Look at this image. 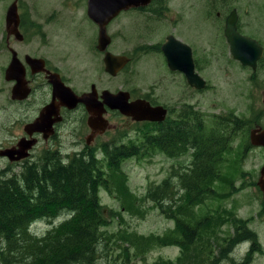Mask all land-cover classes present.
Segmentation results:
<instances>
[{
    "label": "rangeland",
    "instance_id": "1",
    "mask_svg": "<svg viewBox=\"0 0 264 264\" xmlns=\"http://www.w3.org/2000/svg\"><path fill=\"white\" fill-rule=\"evenodd\" d=\"M9 1L0 0V20L6 14ZM23 1L31 5V11L35 14L34 19L41 24L44 34L30 33L31 36H35L30 43H15V46L22 52L29 51L46 54L58 63L61 67L60 69L66 73L68 78L78 88L85 87L92 81L99 83L100 86H108L111 90H116L120 87L145 85L144 82L133 81L131 76L126 74L114 77L104 73V76H102L97 55L90 50L87 37L84 40L88 45L84 43L83 39L77 38L78 32L74 26L75 23L86 21V13H84L82 6L83 0H73L74 5L71 6L69 2L72 0ZM240 8H245V6L240 5ZM196 14L197 11H191L190 13L187 30L191 29V31H187L190 33V36L186 34V37L195 43L197 56L200 63H202L200 69L208 79L210 86L200 93L191 89L192 96L190 102L207 114V123H211L212 119L209 115L214 113H227L230 110H235L241 116H250L252 110H261V95L264 91V67L259 70L256 78L252 80L251 71L232 60H228L226 54L220 56L219 62L211 61V63L207 64L202 62L204 46H208L207 41L212 29L206 23L201 24ZM120 24V19H117L113 23L111 31L118 33ZM201 25L204 26L201 27ZM152 30L150 29V31ZM121 49L119 40L116 38L111 50L119 52ZM210 51L207 47L206 52ZM211 58L214 59L215 56L213 55ZM224 67L227 68L225 71L223 70ZM150 68L153 69L154 65H150ZM145 77L149 86H156L155 84L158 80H155V74L149 70ZM164 86L166 85H162L161 88H155L156 97L161 95L158 98L161 101L169 104L175 103L172 98V90L166 91L163 89ZM81 116L82 111L78 109L73 112L72 118L74 121L67 123L61 140L62 144L60 145L62 151L72 152L74 149L79 150L83 148L84 139L81 140L83 143L76 144L77 139L75 138L78 133L84 131ZM114 118H117L116 121L118 122L122 121L117 115H114ZM122 122L121 128L118 126L115 130L110 131L108 135L100 137L95 141V145H100L103 141H110L120 131H123L125 122ZM2 123H6L7 127L4 124L3 129L0 127V132L12 129L7 116L0 117V125ZM135 127L136 125L130 126V132L122 138V142H129L131 138L138 141V132ZM78 128L81 131L75 133L74 130ZM3 137L0 135V140ZM247 138L248 133L246 132V128L236 134L232 141V148L227 152L224 164L221 166L226 176L229 174L233 177V182L223 184L222 187L219 184L216 186L221 192L231 191L233 185L238 188L226 196V198L230 197V199L224 200L222 204L227 207L232 206L233 210L242 217L252 216L251 227L256 231L257 237L264 240V214L259 215V211L264 207L263 199L255 184H252L258 180L259 169L264 162V150L261 147H253L245 151V145L249 146ZM101 154L102 152L99 150L98 156L103 157ZM106 161L103 160V165L109 171ZM187 161L186 156L173 159L159 152L142 158H128L123 160L120 165H122L125 173L123 177L127 178L132 191L142 198L146 194L149 185L160 183L165 177L172 174L174 168L179 172L182 169L181 166L186 164ZM0 169L5 170V174H9L7 176H10L13 173H20L22 168L20 165H10L6 160H0ZM109 179L114 187L118 186V183L115 184L117 182V174L110 175ZM100 194L106 215L111 220L105 228L106 233L99 249L100 257L96 264H146L145 261L147 263L153 262L160 257L168 259L176 258L180 254V246L170 244L150 248L146 252L145 259L133 253L127 258L122 248L123 242L118 238L122 230H134L145 234L164 233L165 235L166 232L175 227V220L170 217L169 209H167L166 213H163L156 201L150 198L141 201L136 207L139 210H135L132 213L124 210L121 207V201L107 189L100 190ZM168 200L171 201L172 199L168 198ZM31 203L34 204V202ZM219 203V201H215L210 204V207L216 208L219 206ZM112 210H122V214L113 216ZM114 214L116 215L117 213ZM67 216V213H63L55 222L59 223ZM50 227L47 220H42L35 222L31 229L37 234H42ZM225 228H228V226L225 225L220 231L225 232ZM222 264H231L230 258H227ZM250 264H264V257L257 256L256 260H252Z\"/></svg>",
    "mask_w": 264,
    "mask_h": 264
},
{
    "label": "trees",
    "instance_id": "2",
    "mask_svg": "<svg viewBox=\"0 0 264 264\" xmlns=\"http://www.w3.org/2000/svg\"><path fill=\"white\" fill-rule=\"evenodd\" d=\"M187 126L177 125V128L185 127L184 131L188 133L193 126ZM228 138L222 137L220 150L227 147ZM166 139L172 145L178 144L180 140L176 141L169 135ZM207 141H201L195 154L202 161L208 160V157L218 158V150L212 155L207 154L210 150H206L202 144ZM190 146L196 145L194 143ZM132 153L127 148L114 146L108 151L110 167L119 173L122 158ZM201 165V171L206 175L204 182L209 183L213 176L212 165ZM102 175L103 170L93 155L87 158L83 155L76 156L65 163L59 155L57 158L54 154H48L45 161L26 167L21 178L8 177L0 180V264H96L98 242L103 234L100 226L105 223L96 191ZM205 183L202 188L208 186ZM169 188L171 189V181H166L159 190L160 195H152L162 208L171 207V204L169 206L165 202L171 198ZM199 189L200 184L194 180L192 190ZM207 192L212 193V190L207 189ZM44 199L46 202H43ZM64 206L81 208L76 217L56 228L53 234L49 233L38 239L29 232L32 219L44 214H54ZM40 208L45 210L38 212ZM177 229L183 235V225H178ZM120 239L129 242L138 256H143L150 247L162 242L175 241L182 246L185 243L182 237L177 236L171 239L170 236H145L129 232L121 234ZM130 245H123L127 256L130 255ZM156 264H181V261L168 260Z\"/></svg>",
    "mask_w": 264,
    "mask_h": 264
},
{
    "label": "flooded vegetation",
    "instance_id": "3",
    "mask_svg": "<svg viewBox=\"0 0 264 264\" xmlns=\"http://www.w3.org/2000/svg\"><path fill=\"white\" fill-rule=\"evenodd\" d=\"M157 2L160 5H168L169 13L166 18H163L159 25L155 27L156 31L152 35H142L144 29L143 22H146V18L150 15H158V8L160 6H157L153 10H136L137 15L135 18V30L131 41L127 37V21L122 25L123 49L121 53L130 56V71H132V74L136 77L141 78L142 81L144 79V82L145 76H147L150 70L149 61L151 59H153V64L157 67V70L161 69V71H159L160 77L163 78L166 67L168 66V59L163 50V45L167 41L169 35H175L183 41L186 40V23L189 20L191 10L195 6L203 7L200 12L205 19H207L206 11L209 9L211 12L212 9H215L216 15L222 22L223 20H226L228 14L233 9L232 8L229 13L223 15V11L225 12L227 7L231 5L236 6L248 4L247 13L249 18L247 23L244 24L242 21L241 16L243 15L244 9L242 8V12L239 13L238 10L239 18L237 27L241 30H246L248 35L256 39L258 34L264 33V0H157ZM27 5L28 4L24 3L23 0L19 1V27L24 35L23 38L18 39L14 34H12L14 25H8L6 14L3 19L0 20V117L7 116L12 128L7 131L0 132V135L4 136L0 140V149H17L20 141L31 140L34 138L37 139L36 144L29 148L27 158L22 160H10L9 156L0 155V160L9 161L11 165L30 162L34 157L39 158L45 150H57L58 137H62L66 126L65 123L71 119L67 117V113L70 109L66 106H59V111L63 116V120L62 122L54 120L58 117V98L54 99L53 97V84L47 78V73L38 68V62L34 61L32 63L31 61V63H28V59L30 58L28 57V54H30V52H22L15 46V43H20L22 41L29 43L31 39L26 33L31 31L29 30L31 28L30 24L35 14L30 13L31 7H28V10L25 9ZM257 11L259 16L256 15ZM162 12L164 13V11ZM27 37L28 39L26 40ZM129 44L131 45L129 46ZM14 49L16 51V56L14 55ZM32 56L40 57L37 55ZM13 58L18 61V63L13 64L17 67L16 69L15 67H12V70H10L8 74V69ZM46 64L53 71H58V66L52 65L50 60L46 59ZM128 65L124 68L125 71H128ZM172 74V83L177 86L178 79L175 78L176 74H179L183 79H186L184 74L181 72L172 71ZM19 79L23 81H19ZM17 84H20L19 91H17L16 88ZM142 89L143 84L139 86V89L136 87V96L139 94L147 95L146 92H141ZM189 94L190 88H186L183 84L180 89L177 90L176 94L173 95L178 98L177 102H181L185 101V99L189 97ZM132 96L134 95L132 94ZM51 101L55 104L54 111L57 110V112L53 113L50 117L54 120L53 127L50 128V126L46 125L43 131H36L35 128L30 126V124L38 118L42 110L46 108ZM85 116H87L86 110ZM106 117H111L110 111L106 113ZM4 124L6 123H2V125H0L2 129ZM51 129H54V131L48 134ZM86 129L87 127L85 126V130ZM231 232L236 234V230L233 228L231 229ZM254 247H256V249H254ZM250 253H253V256L257 254L258 257H264V242L261 240L260 246H258L251 241V245L245 255L249 256ZM213 258L214 257H212V260ZM234 259L238 262V257H235Z\"/></svg>",
    "mask_w": 264,
    "mask_h": 264
},
{
    "label": "water",
    "instance_id": "4",
    "mask_svg": "<svg viewBox=\"0 0 264 264\" xmlns=\"http://www.w3.org/2000/svg\"><path fill=\"white\" fill-rule=\"evenodd\" d=\"M124 1L131 2V0H117L116 2L120 3V2H124ZM112 6L116 9H119L121 7V5H119V4H114ZM105 11H106V9H105ZM9 14H12V10H10ZM231 41H232V43H234L233 40H231ZM168 54L170 57H172L171 51ZM106 59H107V61L110 60V64L108 63L109 64L108 69L114 73L116 71L118 64H119L120 57L114 56L113 54H108ZM116 62H118V64L116 65V67H114ZM190 81L192 84H194L196 86H203L204 85L203 79H200L199 76L193 72V67H192V70L190 72ZM110 95H111L110 96V100H111L110 103H111L112 107L120 108L122 111H124L127 114H134V117L137 119L159 118L156 115H152L153 109L148 107V105H146V104H142L140 107L139 106L133 107L131 105L132 103H130V104L127 103V98H125L121 93L117 94L116 96L114 94H110ZM251 138H252V142L255 144H264V129L263 130H258V129L253 130L251 132ZM263 174H264V167H263ZM259 184L264 191V175H262V177L260 178Z\"/></svg>",
    "mask_w": 264,
    "mask_h": 264
},
{
    "label": "bare ground",
    "instance_id": "5",
    "mask_svg": "<svg viewBox=\"0 0 264 264\" xmlns=\"http://www.w3.org/2000/svg\"><path fill=\"white\" fill-rule=\"evenodd\" d=\"M50 201V200H49ZM43 202H46L45 199L43 200ZM57 203V202H56Z\"/></svg>",
    "mask_w": 264,
    "mask_h": 264
}]
</instances>
